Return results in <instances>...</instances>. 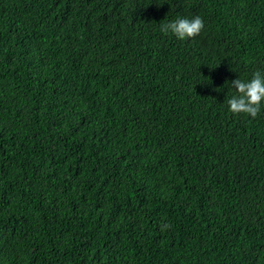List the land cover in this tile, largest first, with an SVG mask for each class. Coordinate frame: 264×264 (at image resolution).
<instances>
[{"label":"trees","instance_id":"obj_1","mask_svg":"<svg viewBox=\"0 0 264 264\" xmlns=\"http://www.w3.org/2000/svg\"><path fill=\"white\" fill-rule=\"evenodd\" d=\"M256 70L264 0H0V264H264Z\"/></svg>","mask_w":264,"mask_h":264},{"label":"clouds","instance_id":"obj_2","mask_svg":"<svg viewBox=\"0 0 264 264\" xmlns=\"http://www.w3.org/2000/svg\"><path fill=\"white\" fill-rule=\"evenodd\" d=\"M159 24L162 33H171L179 40L194 38L205 27L199 15L191 19L177 17L170 22L165 19ZM231 87L235 89V94L226 99L229 110L236 115L246 114L256 118L264 104V71L256 70L250 80H243L239 77L231 81ZM171 227L172 225L168 223L161 222L160 224L161 231H166Z\"/></svg>","mask_w":264,"mask_h":264}]
</instances>
